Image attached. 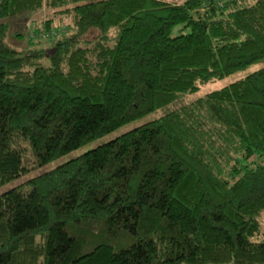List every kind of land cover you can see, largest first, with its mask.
<instances>
[{"label": "trees", "instance_id": "trees-1", "mask_svg": "<svg viewBox=\"0 0 264 264\" xmlns=\"http://www.w3.org/2000/svg\"><path fill=\"white\" fill-rule=\"evenodd\" d=\"M263 61L264 0H0V186L163 109L0 193V264H264V64L182 101Z\"/></svg>", "mask_w": 264, "mask_h": 264}, {"label": "rangeland", "instance_id": "rangeland-1", "mask_svg": "<svg viewBox=\"0 0 264 264\" xmlns=\"http://www.w3.org/2000/svg\"><path fill=\"white\" fill-rule=\"evenodd\" d=\"M167 1H173V2H181L183 0H167ZM72 5V4H70ZM61 9H65L64 6H59L58 8L49 7L48 5L44 4L43 7L36 9V10H27L20 12L16 15L7 16L1 20L8 21L10 23L9 31L6 35V41L16 49L20 51H26L29 48L32 47H46L50 44L51 39L47 36H43L41 39V36L35 35V43L32 40L33 36V30L34 27H40L42 21H45L46 19L50 17H54L55 19V27H59V29L65 30L66 33L72 32V29L68 28V23L71 22V17L66 14V12H61ZM60 11V12H59ZM62 16V17H61ZM39 23V24H37ZM179 27L176 28V31ZM264 64L263 62H257L252 64L251 66L239 70L237 72H234L232 74L226 75L222 78H216L204 83L199 84V88L193 92H187L183 94L182 101H187L193 98H196L198 96L204 95L205 93L220 88L222 86H225L239 78H242L246 76L249 72L259 68ZM163 112V109H158L157 111L150 113L146 117H143L138 120H134L132 122H129L118 129L114 130L113 132L102 136L96 140H93L77 149H74L73 151L59 157L58 159H55L49 163L39 165L36 162V159L31 151L29 143L22 142L25 146V163L29 167V171L11 181H8L7 183L0 186V193L14 187L20 184H23L26 188L31 187V183L27 182L28 179L38 173L44 172L48 169H51L52 167L66 161L67 159L74 157L76 155H79L92 147H95L96 145L100 144L103 141H106L108 139H111L118 134L129 130L145 121H147L149 118L153 116H158ZM262 220V226L264 229V213L261 216Z\"/></svg>", "mask_w": 264, "mask_h": 264}]
</instances>
